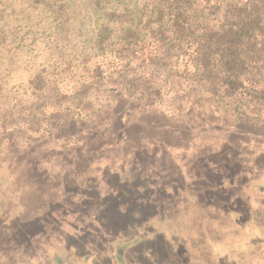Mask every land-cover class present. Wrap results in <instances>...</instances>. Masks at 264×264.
Returning a JSON list of instances; mask_svg holds the SVG:
<instances>
[{"label":"rangeland","instance_id":"374dc122","mask_svg":"<svg viewBox=\"0 0 264 264\" xmlns=\"http://www.w3.org/2000/svg\"><path fill=\"white\" fill-rule=\"evenodd\" d=\"M69 85L0 116V264H264L251 116L187 92L158 106L145 85L105 90L114 80L76 101Z\"/></svg>","mask_w":264,"mask_h":264},{"label":"trees","instance_id":"16d2710c","mask_svg":"<svg viewBox=\"0 0 264 264\" xmlns=\"http://www.w3.org/2000/svg\"><path fill=\"white\" fill-rule=\"evenodd\" d=\"M107 80L145 85L158 106L192 93L264 128V0H0V116L18 95L66 81L77 101Z\"/></svg>","mask_w":264,"mask_h":264}]
</instances>
